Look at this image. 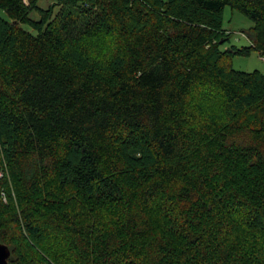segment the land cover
Returning a JSON list of instances; mask_svg holds the SVG:
<instances>
[{"label":"trees","instance_id":"16d2710c","mask_svg":"<svg viewBox=\"0 0 264 264\" xmlns=\"http://www.w3.org/2000/svg\"><path fill=\"white\" fill-rule=\"evenodd\" d=\"M39 1L0 0L7 264H264V0Z\"/></svg>","mask_w":264,"mask_h":264},{"label":"rangeland","instance_id":"374dc122","mask_svg":"<svg viewBox=\"0 0 264 264\" xmlns=\"http://www.w3.org/2000/svg\"><path fill=\"white\" fill-rule=\"evenodd\" d=\"M39 5L42 8H47L49 5H53V0H40ZM0 14L2 15L1 11ZM33 19L37 18L35 13L31 14ZM223 29L230 33V38L227 43L222 47V49H227L230 46H234L237 49L250 46V41L246 36L253 26L252 22L247 19L245 16L239 12L226 7L223 12ZM89 49L92 54L97 57L104 56L111 49V43L108 38L98 37L89 42ZM231 66L236 71L252 73L257 71L261 74H264V60L263 58L253 50H250L248 54L245 55H234L231 60ZM199 98V96H198ZM200 104H203L205 107H208L211 111H218L219 101L215 97L201 95L198 99ZM2 179V173L0 172V180ZM4 239V236L0 234V241ZM41 248L45 253L50 254L55 249H58V239L51 237L44 239L40 243ZM27 256L34 257V250L28 249L23 251ZM18 253L13 251L12 259L17 260Z\"/></svg>","mask_w":264,"mask_h":264},{"label":"water","instance_id":"95a60500","mask_svg":"<svg viewBox=\"0 0 264 264\" xmlns=\"http://www.w3.org/2000/svg\"><path fill=\"white\" fill-rule=\"evenodd\" d=\"M9 257H10V251L8 247L0 243V264H7Z\"/></svg>","mask_w":264,"mask_h":264},{"label":"built area","instance_id":"2783aa9c","mask_svg":"<svg viewBox=\"0 0 264 264\" xmlns=\"http://www.w3.org/2000/svg\"><path fill=\"white\" fill-rule=\"evenodd\" d=\"M263 60H264V56H262Z\"/></svg>","mask_w":264,"mask_h":264}]
</instances>
